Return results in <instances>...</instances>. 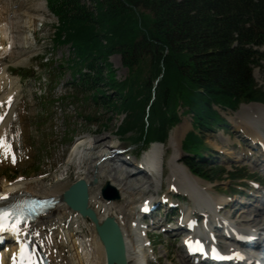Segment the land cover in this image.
I'll return each mask as SVG.
<instances>
[{
	"label": "trees",
	"instance_id": "16d2710c",
	"mask_svg": "<svg viewBox=\"0 0 264 264\" xmlns=\"http://www.w3.org/2000/svg\"><path fill=\"white\" fill-rule=\"evenodd\" d=\"M48 5L59 21L55 42L70 45L73 54L67 66L79 74L77 93L125 113L117 132L134 143L165 141L180 121L179 107L193 114L196 130L219 117L214 105L264 102V89L253 77L261 58L253 48L264 44V0H48ZM113 53L122 55L129 70L123 80L108 60ZM202 146L196 131L187 134L185 150L198 154ZM187 164L209 179L225 172L189 157Z\"/></svg>",
	"mask_w": 264,
	"mask_h": 264
},
{
	"label": "rangeland",
	"instance_id": "374dc122",
	"mask_svg": "<svg viewBox=\"0 0 264 264\" xmlns=\"http://www.w3.org/2000/svg\"><path fill=\"white\" fill-rule=\"evenodd\" d=\"M0 16L3 18V22L9 24V32L15 37L14 52L6 60V65L10 69L29 68L32 71V68H34L37 72H40L42 62L47 61L49 63L51 60H53L54 66H57L54 70L50 68L47 72L42 73L40 77L41 81L38 78H31L20 85L18 80L13 78L15 87L17 88L15 90L17 91V102L12 101V113L9 116L8 122L3 126V129L4 127L11 129V133L8 134L9 138L7 140H9V143L6 144V148L10 150L12 147L15 149L25 147V150L23 157L16 162L18 164L10 160L8 155L0 157V191L2 184L11 185L16 182L27 183L35 189H41L42 186L50 188L58 181L65 180L70 183L76 179L77 171L84 170V168L80 167L81 163V166H83L84 161L88 158L95 159V161L100 160L99 157L105 155L106 151L113 148L111 146L114 145L123 144L130 146L129 151L131 153L141 155L140 150L144 147L141 143L132 144L129 137L119 138L118 136L117 126L125 118V113L121 114L112 108L104 109L90 99H84L85 94L73 95L74 91L68 86V82L71 80L70 69L65 68L61 70L58 67L59 64L63 62L67 63L71 60L72 52L70 51V45L57 44L54 41V25H57L58 19L48 8L47 0H0ZM8 24L6 25L7 27ZM261 52L264 53V50H261ZM41 55L44 57L43 59H40ZM108 60L112 64L118 80H123L128 76L129 70L123 65V57L120 53L111 54ZM253 75L257 84L264 89V58L253 67ZM51 77L55 81L53 79L50 80ZM104 88L107 89L106 91L109 94L115 92L114 89H108L107 86H104ZM44 89H46V92L45 96L42 97L41 90L44 91ZM87 95L89 96L88 93ZM252 104L259 103H241L236 109L216 108L228 123L235 126L240 119L244 122L247 116L249 118L255 117L254 114L252 115V111H257H255L254 107L250 106ZM256 108L259 107L256 106ZM185 110V108L179 109L178 113L181 117V122L171 130L168 140L162 146L165 154L167 153L169 156L166 163L170 161L172 155L174 157L177 153L180 157L184 155L181 148L182 141L186 133L192 129V113H186L184 112ZM258 130H264V125H261ZM200 133L204 139V144L211 146V150L204 151L205 157H211L212 153L217 152L218 149L221 151L223 149L234 160L227 161L226 158H215L213 156L218 161L211 160L209 163L221 164L225 166L227 171H234L235 168H246L248 173L255 172L259 176H264L258 169L248 167L246 164L238 163L235 160L237 154L230 146L232 138L228 134L223 133L221 125L210 130H204L203 132L201 130ZM95 139H101L100 147L97 149L94 148L93 144ZM42 156H45V158ZM114 158L117 159V157ZM167 165H165V171L167 170ZM169 170H167L168 174ZM137 171L139 174H142L139 168ZM163 173L161 175L163 179L162 186L164 185L163 188L166 190L168 187L166 181L169 175H166L165 172L163 177ZM108 174L106 173L105 177L101 180L103 184L105 183L104 181H108L106 180ZM236 182L240 183L241 181H235L230 177L227 178L225 175V178L215 183L220 191L214 192V197H222L223 192L230 194L233 191L232 188H236ZM100 184L96 183L93 187L92 183V198L94 192L98 194ZM148 185L149 183H146L141 189ZM147 188L150 189L151 193L152 191H157V188ZM123 193H125L124 196H126L127 200H131V205L140 198L138 193H133L132 195L127 192ZM140 193L143 194V192ZM120 200L115 201L117 204L112 203V206L107 203L114 213L116 209H122ZM221 201H224V199ZM90 202L94 208L98 205L99 207H103V202L98 204L100 200L93 202L92 199ZM131 205L126 207V211L124 210V212L133 213L134 209L132 208L134 205ZM249 206L256 208L257 205L255 207L254 205ZM68 209H66L67 215L59 212L60 215H57V219L60 220V217L66 219L70 217L68 218L69 225H65L61 229V234L64 236L67 248L72 252V264H80V261L81 264H95L98 255H96L94 247L90 244L92 238L91 223L89 222V224L84 219L77 217L79 215L74 214L73 211ZM100 210L101 214L105 212L104 208ZM117 214L120 215V213ZM252 214L249 213L248 216H252ZM125 220L127 224L131 223L129 218ZM263 221L264 216L256 225H261ZM248 223L246 222L244 225H254L255 222ZM172 240H174V237ZM168 241L169 238L163 237V240L160 241L161 243L157 247L156 255L160 257L161 264H169L170 258L175 264H180L181 256L179 251L184 256L182 249L178 248L180 243H168Z\"/></svg>",
	"mask_w": 264,
	"mask_h": 264
},
{
	"label": "bare ground",
	"instance_id": "6f19581e",
	"mask_svg": "<svg viewBox=\"0 0 264 264\" xmlns=\"http://www.w3.org/2000/svg\"><path fill=\"white\" fill-rule=\"evenodd\" d=\"M3 24L0 19V58L8 53L12 45L11 40H14L13 38L14 36H9L8 29L6 28L7 27L6 24L5 23ZM13 49H14V45H13ZM2 78L3 80L10 79L6 74L4 76H0V79ZM250 106L254 107L255 111H257V112H253L252 115L254 113H259L257 117H254V118L251 117L252 127L253 126H255L256 128L258 127L257 128L258 130L260 129L261 125H264V104H255V105L252 104ZM256 106L259 108H263V109L256 108ZM4 110H3V113H4ZM0 113H1L0 115L3 114L1 110H0ZM259 120H261V122H259ZM251 131L253 132L254 136H257L260 139H263L258 131L256 130H251ZM100 141L101 139H95L93 143L94 148L97 149L98 147H100ZM113 147L116 148L118 146H113ZM100 151H103V150L100 149ZM144 154H145V159H147V161L150 163L154 162V160L163 158L166 155L164 150L162 149V145L158 143L154 144L152 148H148ZM178 157L179 156L176 155L175 157L173 156L171 159V164L169 165L170 167L169 181L171 183L169 184L174 183L175 185H177L178 189L180 190L185 189L186 192H188V195L194 207L196 206L199 207V205L201 207L204 206L205 207L204 209L207 208L206 210L213 212L212 208L214 207L216 208L217 204L222 203L223 201L212 203V199L209 195V193L212 190H214L212 185L208 183L207 181H204L203 179L191 174L190 171L180 162V160H178ZM159 162H160V171L154 177H151L150 175H148L145 172L146 170L143 171L144 169L141 172L142 174H138L136 172H129L127 173V175H123L118 171V168H117L122 163L121 162L119 163L117 159H115L114 157L104 162H98V161H95V159L88 158L86 161H84L83 166H81L82 165L81 162H80L81 165L79 164L80 167L84 168L85 171L80 170V171H77L76 173H77L78 179L82 178L89 182L88 184L90 185L89 190H90V201H91L93 199L91 196V188H93L95 185L94 184L92 187V183H93L92 180L94 179V177H96L98 179L97 184H100L101 180L105 177L106 173H109L107 175L106 180L111 182L122 192L133 193L134 191L138 189L140 190L141 187H143L146 183H149L147 187H150L152 189L153 188L158 189V187H161L163 184V179L161 176L162 172L164 173L166 172L165 171V160H159ZM71 183L72 182L68 183V181H65V180L58 181L56 184H54L50 188H45L42 186V188L41 189L39 188L40 189L39 190V189L33 188L31 185H28L27 183L26 185L22 182H16V183H13L12 185L2 184V189L0 191V198L12 196L14 199H18L22 196L33 195V196H54L56 199H59V201L57 202V204L54 206L53 209L48 211L46 214L40 216L39 218H37L32 223L25 226V229L28 232V235L31 236V238H34L35 235H33V231H35L36 228L41 229L39 231L41 236L39 240L34 241V243L39 249L45 252L51 264H72L73 263L71 250L67 248V245L65 243L63 236L60 235L59 237L61 230L59 234H57L55 239H51L47 235V233L44 231L45 230L44 228L48 226L50 227V229H52V226L54 225L53 219L57 218V215H60L59 212L65 213L67 215L66 209H68L69 207L66 204H64V202H62L61 198H62L63 192L70 186ZM97 197L100 200L98 204L99 203L101 204V202H103V207L102 206L99 207V205L95 207L99 215V219L102 220V218H104L105 216L112 215L116 218L117 222L119 223L122 229L123 238L126 243V247H125L126 263L127 264H146V259H145L146 255L143 252L144 249L142 248L141 243L138 241L135 231L132 230L124 222L125 217L124 216L120 217L119 214H116V212L114 213L113 210H111V207L107 205V202L105 200H102L99 194H97ZM257 201H258L257 202L258 204L256 208H251L247 204L239 203V201L236 199H233L231 201V202H234L235 205L237 206V208L235 209V217H236V220L240 224H243L242 226H245L244 224H246V222L247 223L255 222L254 225H249L250 228L245 227V229L250 230V234H259V233L262 234L264 231V221L263 223H261V225H256L258 221L264 216V206H263L264 196L261 195ZM61 203L63 204L61 205ZM103 208L105 209V212L101 214L100 209H103ZM190 209H193V207H190ZM249 213L251 214L254 213V214H252V216H248ZM242 222H245V223H242ZM90 226L92 230L91 245L94 247V251L95 253H97L96 255H98V257L96 258L97 261L94 258V260L96 261V263L95 262L94 263L95 264H107L103 244L101 240L99 239V237L97 236L98 235L97 231L94 228L92 223L90 224ZM259 237L261 238V240L258 241L256 244L258 245V247H263L264 249V236L259 235ZM56 247L59 250H57ZM179 254L181 256L180 264H192L191 260L185 254L184 256H182L180 251H179ZM79 263L81 264V261ZM171 264H174V263H171Z\"/></svg>",
	"mask_w": 264,
	"mask_h": 264
},
{
	"label": "water",
	"instance_id": "95a60500",
	"mask_svg": "<svg viewBox=\"0 0 264 264\" xmlns=\"http://www.w3.org/2000/svg\"><path fill=\"white\" fill-rule=\"evenodd\" d=\"M110 183L103 187V193L107 198H119L118 192ZM63 200L75 211L90 219L103 242L107 255V264H127L125 261V243L119 225L113 217L106 218L102 223L95 211L89 206V189L84 179L71 184L63 193Z\"/></svg>",
	"mask_w": 264,
	"mask_h": 264
},
{
	"label": "snow or ice",
	"instance_id": "6c2138e0",
	"mask_svg": "<svg viewBox=\"0 0 264 264\" xmlns=\"http://www.w3.org/2000/svg\"><path fill=\"white\" fill-rule=\"evenodd\" d=\"M7 214H4V216H0V228L4 227V224L2 223L3 218L6 216ZM8 230L13 231V232H18L19 228L15 225H8Z\"/></svg>",
	"mask_w": 264,
	"mask_h": 264
}]
</instances>
